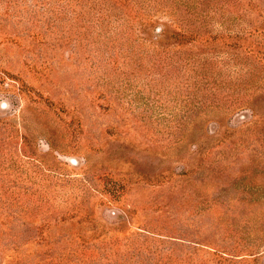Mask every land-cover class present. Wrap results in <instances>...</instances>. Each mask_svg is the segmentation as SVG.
<instances>
[{"label":"rangeland","instance_id":"rangeland-1","mask_svg":"<svg viewBox=\"0 0 264 264\" xmlns=\"http://www.w3.org/2000/svg\"><path fill=\"white\" fill-rule=\"evenodd\" d=\"M0 264H264V0H0Z\"/></svg>","mask_w":264,"mask_h":264}]
</instances>
